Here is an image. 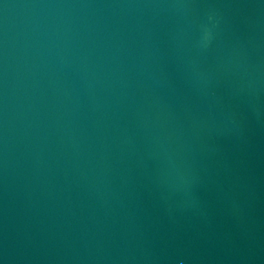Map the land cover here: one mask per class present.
Instances as JSON below:
<instances>
[{
    "label": "water",
    "instance_id": "water-1",
    "mask_svg": "<svg viewBox=\"0 0 264 264\" xmlns=\"http://www.w3.org/2000/svg\"><path fill=\"white\" fill-rule=\"evenodd\" d=\"M0 264H264V0H0Z\"/></svg>",
    "mask_w": 264,
    "mask_h": 264
}]
</instances>
